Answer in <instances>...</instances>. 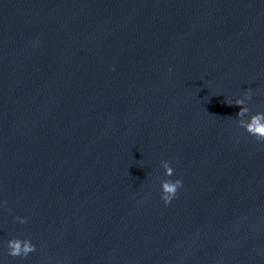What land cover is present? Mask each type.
Masks as SVG:
<instances>
[{
  "label": "water",
  "instance_id": "95a60500",
  "mask_svg": "<svg viewBox=\"0 0 264 264\" xmlns=\"http://www.w3.org/2000/svg\"><path fill=\"white\" fill-rule=\"evenodd\" d=\"M0 264H264V0H0Z\"/></svg>",
  "mask_w": 264,
  "mask_h": 264
}]
</instances>
